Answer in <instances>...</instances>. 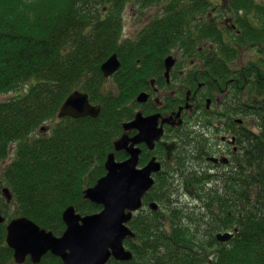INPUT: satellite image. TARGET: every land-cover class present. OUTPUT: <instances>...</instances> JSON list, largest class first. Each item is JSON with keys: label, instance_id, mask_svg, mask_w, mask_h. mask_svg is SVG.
Here are the masks:
<instances>
[{"label": "trees", "instance_id": "16d2710c", "mask_svg": "<svg viewBox=\"0 0 264 264\" xmlns=\"http://www.w3.org/2000/svg\"><path fill=\"white\" fill-rule=\"evenodd\" d=\"M127 1L0 0V95L16 93L15 98L0 102V163L9 159L12 147L15 150L0 185L13 195L11 205L0 195L4 215L13 209L9 220L27 217L62 235L66 228L62 217L68 207L75 206L83 214L101 211V206L83 199L84 189L106 174L107 156L114 151L123 123L132 116L125 104L137 96L133 78L116 93L103 87L101 65L116 53L123 65L116 80L136 74L134 67L166 57L172 45L168 41L175 38L148 33L120 42L119 21ZM197 4V10L208 8L207 0ZM231 7L245 8L247 14L257 8L255 0H233ZM257 11L259 29L238 18L241 33L229 39L232 51L220 46L219 55L209 57H236L242 46L264 42V9L258 6ZM179 16L169 12L166 21L172 17L175 22ZM158 27L165 29L163 24ZM219 61L209 67L213 74L231 75L229 64ZM261 79L264 90L262 72ZM79 83L91 102L101 105L100 115L58 120L59 108ZM18 90L25 93L17 94ZM244 110L249 113L248 108ZM259 116L260 135L244 140L247 162L257 171H248L245 179L237 176L232 185L228 178L222 180V188L200 195L194 191L195 182L206 178L188 173L175 187L159 180L147 202L157 201L162 209L136 216L131 228L136 236L125 243L133 259L112 264H264V111ZM49 122L54 123L51 133H41ZM116 156L120 161L127 158L125 152ZM199 200L203 208L194 205ZM235 228L238 233L229 243L217 241L218 232ZM6 234L7 225L1 224L0 264H14ZM40 264L63 263L49 254Z\"/></svg>", "mask_w": 264, "mask_h": 264}, {"label": "flooded vegetation", "instance_id": "af4514ba", "mask_svg": "<svg viewBox=\"0 0 264 264\" xmlns=\"http://www.w3.org/2000/svg\"><path fill=\"white\" fill-rule=\"evenodd\" d=\"M231 1L207 0L208 8L197 10L198 0H128L121 12L120 42L137 40L148 33L155 37H175L168 41L172 44L167 49L168 55L158 63L138 65L133 68L136 74L120 75L118 80L115 75L103 82V87L116 93L121 84L125 86L129 78L134 79L137 96L125 104L132 116L123 123L121 133L128 137L130 145L140 130L126 129L124 124H131L137 114L145 119L152 118L154 135L161 131L162 136L153 141V149L144 141L137 145L141 149L139 169L153 160L162 166L160 172L152 175L155 185L159 180H168L175 187L189 173L193 177L206 178L205 182H195L194 191L200 195L222 188V180L228 178V183L232 185L237 176L245 179L249 172L258 169L247 162L244 140L256 139L260 135L259 114L264 111V90L260 89L264 49L258 46L262 39L250 43L255 48L249 44L247 49H241L236 57L221 56L217 59L209 56H218L220 46L232 51L229 39L241 33L238 18L251 21L253 27L259 29L261 18L257 9L258 6L264 9V6L255 5L257 8L247 14L245 8L239 11L233 9ZM129 5L138 15L147 17H141L135 33L127 34L124 19ZM169 12L181 14L178 20H182L174 22L171 17L166 21ZM160 24L165 27L162 31L158 27ZM251 50L256 51L255 56L243 63V52ZM168 57L173 60L170 68L166 63ZM219 60L232 68L233 72L228 77L215 76L209 69ZM80 85L76 90L81 89ZM141 96L143 98L139 102ZM247 108L248 114L244 110ZM247 122L253 128H249ZM146 200L145 197V206L150 204ZM197 205L201 208L205 206L202 200ZM141 213L152 211L145 207ZM135 219L133 216L129 228H132Z\"/></svg>", "mask_w": 264, "mask_h": 264}, {"label": "water", "instance_id": "95a60500", "mask_svg": "<svg viewBox=\"0 0 264 264\" xmlns=\"http://www.w3.org/2000/svg\"><path fill=\"white\" fill-rule=\"evenodd\" d=\"M172 58L166 63L171 67ZM105 77L118 72L121 62L115 54L102 65ZM143 96L139 101H142ZM102 107L92 105L87 94L80 91L72 93L60 108L58 118L79 119L82 117L97 118ZM131 124H125L126 129L137 128L140 133L128 147L126 135L115 143L117 152L127 150L130 159L117 162L115 154L108 156L106 169L108 173L95 185L85 191V199L103 206V211L94 215H80L75 207L64 211L63 222L66 223L65 234L61 237L47 231L27 217L11 220L7 224V245L14 251L16 264H25L30 258L34 264H39L49 253L60 257L64 264H108L111 258L128 262L133 258L131 251L126 250V238H134V233L128 228L134 213L142 209L143 197L152 189L154 178L152 173L159 172L161 166L153 160L143 170L138 169L140 149L136 144L146 142L153 149V141L160 138L152 132V118L137 115ZM46 131L43 128L41 131ZM2 194L7 203H12L13 195L9 188H4ZM151 207L156 210L157 204ZM0 208V224L6 223ZM234 236L228 232L218 234L217 240L227 243Z\"/></svg>", "mask_w": 264, "mask_h": 264}, {"label": "rangeland", "instance_id": "374dc122", "mask_svg": "<svg viewBox=\"0 0 264 264\" xmlns=\"http://www.w3.org/2000/svg\"><path fill=\"white\" fill-rule=\"evenodd\" d=\"M262 5V6H264V0H255V5L256 6H258V5ZM105 9H102V14L104 15V13H105ZM106 14V13H105ZM154 15V14H153ZM105 16V15H104ZM141 17L142 18H146L147 17V15L146 16H140V15H138L137 13H136V10H134V9H131V5H129L128 7H127V9H126V11H125V19H124V23L125 24H127L126 25V32H127V34H128V32H131V33H135L134 32V30H135V27H136V24L137 23H139L138 21H140V19H141ZM143 23V22H142ZM140 25V24H139ZM138 26V25H137ZM125 32V33H126ZM129 35H133V34H129ZM255 53H256V51L255 50H251V51H248V52H243V54L242 55H244L243 56V60H242V62L243 63H247L248 61H249V59L250 58H253L254 56H255ZM241 62V63H242ZM20 93H17V94H23V93H25V90H18ZM15 96H16V93H6V94H3V95H0V102H7V101H9V100H11V99H13V98H15ZM248 120H249V118H248ZM247 120V121H248ZM249 122V121H248ZM246 123V125L249 127V128H253L252 127V125L251 124H249V123ZM49 125H53V122H49V124H48V126ZM45 126V125H44ZM257 131V130H256ZM258 132V131H257ZM14 152H15V150L13 149V147H12V151L10 152L11 154H10V157H9V159L5 162V163H0V185H1V183L3 182L2 180H1V177H2V173H3V171L5 170V168L10 164V162H12L13 161V159H14V157H15V154H14ZM0 189H1V187H0ZM0 195H1V191H0ZM185 202H187V203H190V199L189 198H186L185 199ZM195 206L197 205V202L194 204ZM0 208H2V210L5 212V209H6V207H5V204L3 203L2 205H0ZM12 213H13V209H8L7 210V214H5L6 216H7V218H9L10 219V215H12Z\"/></svg>", "mask_w": 264, "mask_h": 264}]
</instances>
